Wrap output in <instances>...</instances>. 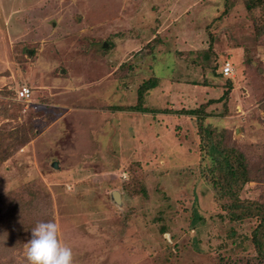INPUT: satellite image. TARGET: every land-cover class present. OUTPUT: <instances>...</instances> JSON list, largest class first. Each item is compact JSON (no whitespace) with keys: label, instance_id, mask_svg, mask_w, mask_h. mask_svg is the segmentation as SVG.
I'll return each instance as SVG.
<instances>
[{"label":"rangeland","instance_id":"obj_1","mask_svg":"<svg viewBox=\"0 0 264 264\" xmlns=\"http://www.w3.org/2000/svg\"><path fill=\"white\" fill-rule=\"evenodd\" d=\"M49 220L72 264H264V0H0V264Z\"/></svg>","mask_w":264,"mask_h":264},{"label":"clouds","instance_id":"obj_2","mask_svg":"<svg viewBox=\"0 0 264 264\" xmlns=\"http://www.w3.org/2000/svg\"><path fill=\"white\" fill-rule=\"evenodd\" d=\"M30 232L23 249L27 264H72V250L58 239L57 223L37 221Z\"/></svg>","mask_w":264,"mask_h":264},{"label":"trees","instance_id":"obj_3","mask_svg":"<svg viewBox=\"0 0 264 264\" xmlns=\"http://www.w3.org/2000/svg\"><path fill=\"white\" fill-rule=\"evenodd\" d=\"M248 7L250 8L251 7V4ZM219 73H220V75H222L221 72H219ZM226 78H228V77H226ZM157 82H158V77L153 76V77L149 78L148 80L144 81L139 86V88L137 90L138 91V102H137V105L138 106L135 108L136 111H139V112H152L149 108H147L146 106H143L142 105V98H143V94H144L145 91H147L149 89H152V88H154V87L157 86ZM173 111L175 112L177 110L167 109V110H164L163 113H173ZM179 111H182V112L185 111L187 113L186 110H178L177 112H179ZM236 155L238 157H241L242 158V155L239 154L238 152L236 153ZM240 165H241V168L240 169H237L236 171L231 168V170H230L231 173L232 174H239V173L240 174H243L245 168L242 167V163ZM256 246H257L258 250L260 251V253H262L261 250H260V246H259L258 242H256ZM263 257H264V255H263Z\"/></svg>","mask_w":264,"mask_h":264},{"label":"built area","instance_id":"obj_4","mask_svg":"<svg viewBox=\"0 0 264 264\" xmlns=\"http://www.w3.org/2000/svg\"><path fill=\"white\" fill-rule=\"evenodd\" d=\"M232 66L229 62H224L223 66L221 67V74L224 77H230L232 74ZM31 95L30 90L28 87H22L21 90L18 92V98L25 99Z\"/></svg>","mask_w":264,"mask_h":264},{"label":"water","instance_id":"obj_5","mask_svg":"<svg viewBox=\"0 0 264 264\" xmlns=\"http://www.w3.org/2000/svg\"><path fill=\"white\" fill-rule=\"evenodd\" d=\"M56 165L57 164L55 163L54 166L56 167ZM112 198L114 199V201L118 202L119 198H120L119 193L117 191H113L112 192Z\"/></svg>","mask_w":264,"mask_h":264}]
</instances>
